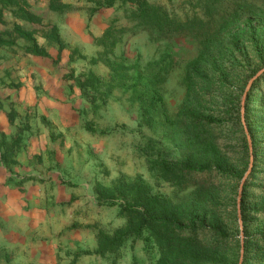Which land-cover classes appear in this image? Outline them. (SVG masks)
<instances>
[{
	"label": "rangeland",
	"instance_id": "rangeland-1",
	"mask_svg": "<svg viewBox=\"0 0 264 264\" xmlns=\"http://www.w3.org/2000/svg\"><path fill=\"white\" fill-rule=\"evenodd\" d=\"M57 1L63 11L51 10L47 0H0V41L5 42L0 44V264H157L161 250L147 231L97 252L104 236L113 237L127 226L120 205L131 201L138 185L155 201L178 208L215 207L226 216L236 209L237 224L223 223L229 236L239 226L240 253L247 238L240 194L254 166L243 203L252 214L243 219L249 236L264 227L256 212L264 206V80L248 93L264 72V67L256 72L264 61V0L218 3V13L231 2L257 7L239 11L240 19L221 37L251 17L253 23L260 20V39L229 46L232 56L213 69L204 91L186 81L187 68L207 46L213 47L222 26L212 25L209 40L192 32L159 40L147 29L133 28L137 7L132 0H117L111 7H99L97 0ZM200 1L149 3L183 22L204 19ZM54 26L64 46L60 53L52 39L44 38ZM108 30L119 39L111 51L97 44ZM32 42L49 57L27 53ZM104 57L115 67L122 65L117 75ZM138 74L158 82L154 89L166 110L164 118L142 115L130 86ZM193 90L200 93L192 96ZM229 95L238 98L234 104L243 133L231 137L228 128H208L205 146L221 153L197 158V149L194 160L209 170L184 188L161 178L153 164L157 157L177 161L194 153L195 129L179 117L183 107L192 100L202 114L215 118L232 107ZM243 136L249 148L246 168ZM219 165L225 173L242 175L230 180L214 170Z\"/></svg>",
	"mask_w": 264,
	"mask_h": 264
},
{
	"label": "trees",
	"instance_id": "trees-1",
	"mask_svg": "<svg viewBox=\"0 0 264 264\" xmlns=\"http://www.w3.org/2000/svg\"><path fill=\"white\" fill-rule=\"evenodd\" d=\"M47 1L50 4L49 8L53 11L60 12L65 8L62 5L57 6V0ZM116 1L117 0H97L96 3L99 7H111ZM132 1L137 7L136 12L131 18V21L134 23L133 28L147 29L159 40H173L174 36L181 35L185 32H192L195 38L209 40L210 35H208L207 32L210 31L214 23L223 27L221 32L216 34L212 39L211 45H213V47L207 46L200 57L187 68L186 81H190L195 85H200L203 91L207 89V81L210 77L209 74L213 69H216L220 62H224L232 56V51L228 50L229 46H237L244 39L253 40L255 43L260 39V34L257 31L258 26L261 24L260 20L256 19L253 23L251 17L245 19L241 25V29L236 32L231 31L227 35L221 37L222 34L229 31L231 26L238 21L239 11L249 10L251 6L257 9V7H255L256 5H249L248 3L239 5L231 2L228 3L223 12L218 13V3L222 0H201V10L204 19L182 22L181 20L170 18L163 7L152 6L149 0ZM215 14L218 15L217 18H215ZM18 32L23 38L32 40L25 31L18 29ZM44 38L47 40L52 39L58 45L59 53L64 48L57 27H52L50 33H46ZM118 41L119 39L113 35V31L108 30L98 39L97 44L109 48L111 51ZM0 44H5V42L0 41ZM27 53L35 56L49 57L48 53L41 49L35 42H32L31 46L27 49ZM103 60L117 75L122 65L115 67V63H112L110 59L107 58V60ZM260 62L262 65H259L256 72L264 67V61L260 59ZM153 65L154 64H150L152 70ZM136 69L139 68L137 67ZM135 78L136 80L130 86L135 92L133 97L137 101L142 115L144 117L146 115L152 120L158 117L164 118L167 114L166 110L162 104L158 91L154 89V86L158 84V82L153 80L150 82L151 79H146V77L143 78V76L139 74ZM263 80L264 72L260 73V75L252 81L248 93L253 94V91L258 87V82ZM199 93V91L193 90L191 95L195 96ZM237 100L238 98L236 99V97L232 99L231 97L228 98L226 101L229 105H232V107L222 111L220 115L215 118L202 114L199 109L192 106V100L183 107L179 117L188 121L195 129L192 148L194 153L185 159L177 161L159 159L160 157H157L153 164L161 178L169 182H174L175 185L184 188L192 184L190 182H192L196 176L203 175L209 170L210 166L208 164L194 160L197 149L199 151L198 157L196 156L197 158H201L206 153H210L212 156L220 155L221 150L219 148L205 146L208 144L207 141L210 137L208 128H228L229 131H227V134L231 137H233L236 132L243 133L240 109L234 104ZM248 111L249 108L246 105L245 117L248 115ZM241 142L240 150L247 156L243 161V165L246 168L249 163V148L245 136L242 137ZM255 146L256 144L253 142L252 147L254 148ZM214 170L221 176H225L230 180H237L242 175V172L239 173V175H236L234 172L225 173L223 166L221 167L220 165L216 166ZM254 171L255 166L252 167L249 176H247L240 194L242 205L241 215L243 220L242 230L247 237L244 242V253L242 257L239 253L240 242L235 236L240 232L239 226L237 225L236 229L232 231L233 234L229 236L223 223L226 222L227 225L230 226L237 224L238 218L236 209H234L231 216H226L224 212L217 210L215 207L199 210L203 207L200 206V208H198L193 205L183 204V207L178 208V206H173L169 201H155L149 195L147 189L142 187V185H138L131 201H126L120 205L121 210L127 213L129 220L127 226L119 229L113 237L109 238L104 236V238L100 240L97 252L101 254L105 253L121 243L127 236H139L144 231H147L148 234L154 238L161 250V256L157 264H229L230 259L233 264H264V227H261V229L253 233V235L249 236L248 222L243 219L244 216L252 214L245 211L243 203L249 196L251 189L248 187V182ZM261 193L264 194V188L261 190ZM105 200L108 199L103 197L100 199L102 202ZM256 212L264 221V206ZM247 244L252 245L250 252H247ZM234 248H237V250L235 249V253Z\"/></svg>",
	"mask_w": 264,
	"mask_h": 264
},
{
	"label": "water",
	"instance_id": "water-1",
	"mask_svg": "<svg viewBox=\"0 0 264 264\" xmlns=\"http://www.w3.org/2000/svg\"><path fill=\"white\" fill-rule=\"evenodd\" d=\"M261 72V71H260ZM260 72L257 74V76L260 74ZM242 116H243V113H242ZM245 178H246V176H245ZM244 178V179H245ZM243 240H242V248H241V252H240V254H241V257L243 256Z\"/></svg>",
	"mask_w": 264,
	"mask_h": 264
}]
</instances>
